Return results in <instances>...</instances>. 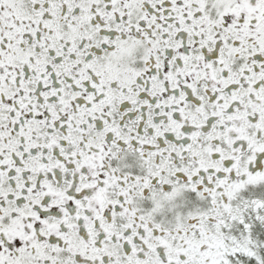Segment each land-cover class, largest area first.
<instances>
[{
    "label": "snow or ice",
    "instance_id": "1",
    "mask_svg": "<svg viewBox=\"0 0 264 264\" xmlns=\"http://www.w3.org/2000/svg\"><path fill=\"white\" fill-rule=\"evenodd\" d=\"M0 264H264V0H0Z\"/></svg>",
    "mask_w": 264,
    "mask_h": 264
}]
</instances>
